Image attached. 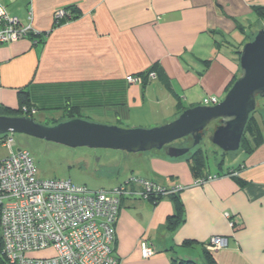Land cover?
I'll list each match as a JSON object with an SVG mask.
<instances>
[{"label":"crops","instance_id":"1","mask_svg":"<svg viewBox=\"0 0 264 264\" xmlns=\"http://www.w3.org/2000/svg\"><path fill=\"white\" fill-rule=\"evenodd\" d=\"M0 3L40 33L38 42L28 35L0 44V106L26 104L41 119L80 117L121 127L159 126L203 105L205 97L222 100L240 72L238 51L264 27V15L255 10L264 0ZM58 9L71 17L55 23ZM129 75H141L143 82H128ZM254 116L262 140L249 150L239 147L228 160L215 156L196 179L187 158L168 157L167 148L145 151L137 165L124 162V180L138 176L181 186L183 220L167 227L177 212L170 196L156 202L122 197L112 243L119 264H208L203 251L214 236L228 241L209 250L216 264H264V98L257 100ZM141 168L143 176L136 174ZM209 175L215 177L195 183ZM141 242L154 250L152 256H141Z\"/></svg>","mask_w":264,"mask_h":264},{"label":"built area","instance_id":"2","mask_svg":"<svg viewBox=\"0 0 264 264\" xmlns=\"http://www.w3.org/2000/svg\"><path fill=\"white\" fill-rule=\"evenodd\" d=\"M69 18L65 9L54 12L55 21ZM29 33L39 35L31 23L22 24L0 3V44L17 41ZM148 77L155 73L149 71ZM128 82L142 83L141 75H129ZM217 97L208 96L203 105H214ZM24 116L32 117L35 108L20 107ZM2 144L9 148L0 158V239L1 254L6 264H119L113 254V224L122 197L167 196L181 186H167L138 176H130L111 188L89 189L71 179L41 178L26 148H14L11 134ZM199 178L195 183L206 179ZM139 185L140 189L135 186ZM234 226L230 214L225 213ZM227 238L211 237L206 248L226 247ZM50 251L47 255L38 253ZM143 258L154 254L146 242L140 243Z\"/></svg>","mask_w":264,"mask_h":264},{"label":"water","instance_id":"3","mask_svg":"<svg viewBox=\"0 0 264 264\" xmlns=\"http://www.w3.org/2000/svg\"><path fill=\"white\" fill-rule=\"evenodd\" d=\"M239 66V76L222 100L214 105L186 108L175 119L159 126L121 127L80 117L44 124L29 116L0 115V135L23 133L71 147L109 148L129 153L167 146L168 157L178 158L190 147L176 146L172 144L174 141L190 136L192 145L196 146L205 137L208 125L218 121L208 140L223 151H234L240 147L257 98H264V27L242 45Z\"/></svg>","mask_w":264,"mask_h":264},{"label":"rangeland","instance_id":"4","mask_svg":"<svg viewBox=\"0 0 264 264\" xmlns=\"http://www.w3.org/2000/svg\"><path fill=\"white\" fill-rule=\"evenodd\" d=\"M252 37L249 40H251ZM22 114L23 113H19V115ZM57 114L58 113H50L49 116H57ZM61 118H65V116ZM33 119L44 124H54V118L41 119L38 114L33 115ZM217 123L218 121H214L208 125L206 128V135L200 142L207 157V170L209 167L211 168V166H213L212 158L215 156H221V154H223L225 160H228L237 153H240V148L234 151H223L208 140V135ZM9 134L14 138V148L22 147L30 152L39 177L71 179L75 184L85 185L92 190L109 188L117 182L124 180V178H126L125 174H122L124 172V162L129 160L137 165L145 159L146 153H148H129L109 148H90L86 146L71 147L23 133ZM177 142L180 143L181 141L179 140ZM189 142H192V138ZM182 144H184L183 141ZM8 151L9 148L0 143V158L6 156ZM143 171L142 168L137 169L136 174L143 176ZM48 253H50V251L41 252L37 255L43 256Z\"/></svg>","mask_w":264,"mask_h":264},{"label":"trees","instance_id":"5","mask_svg":"<svg viewBox=\"0 0 264 264\" xmlns=\"http://www.w3.org/2000/svg\"><path fill=\"white\" fill-rule=\"evenodd\" d=\"M255 10L259 14L264 15V6L256 7ZM69 13H71V12L69 11ZM70 17H71V15H70ZM63 19H67V17L62 18L59 21H55V23L58 24ZM28 35H30L33 38L34 42H38L39 41L38 37H40V34L39 35H35L34 33H29ZM238 53L240 55V51H238ZM149 71H151V70H149ZM147 73H146V75H147ZM234 80L232 81V83L234 82ZM232 83H231V85H232ZM257 100H258V98H257ZM257 100H256V102H257ZM27 106L33 107V108H35V110H37L36 107H34V106H31V105H27ZM255 111H256V108L254 109V111H252L250 113L249 119H248V121H247V123L245 125L244 132L242 134V138H241V141H240V148H245L246 150L251 149L260 140H262L261 129H260V126L258 125V123L256 121L255 116H254ZM19 113L21 114L20 107L14 109V108H10V107H2V106H0V115H14V116L16 115V116H18ZM70 118H72V117H70ZM59 121L60 120H54L53 123H57ZM5 135L6 134L0 135V143L1 144L3 142V139H4ZM190 139H191L190 136H186V137L180 139V141H181L180 143H178L177 141H179V140H177V141H174L172 144H174L176 146H188V147H190L189 151L187 153H185L181 157H186L187 158V162L189 163V167L191 169V172H192L193 176L196 179L200 175H202L203 170H206L205 168L207 167V162H206L207 157H206V154H205L203 148L201 147V144H197L196 146H193L192 142H189ZM182 141H183L184 144H182ZM166 148H167V146H164L162 149H166ZM239 183H241V182H239ZM167 196H170V197H172L175 200V205H176L177 212H176L175 216L170 217L168 219V222H167V227L168 228H174L176 225L179 224V222H181L183 220L182 219V203L177 198L178 192L170 194V195H167ZM162 197L161 196H150L148 198V200L156 202L159 199H161ZM185 242H187V241H185ZM203 253H204V257L208 261V264H216L214 259H213V257H212V254L209 251V249H207V250L204 249ZM0 264H6L5 260L3 259V255L1 254V239H0ZM172 264H196V263H195V261H193L191 259H187V260L180 259L179 261H173Z\"/></svg>","mask_w":264,"mask_h":264}]
</instances>
